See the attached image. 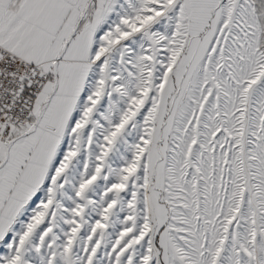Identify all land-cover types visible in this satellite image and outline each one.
Wrapping results in <instances>:
<instances>
[{
	"label": "snow or ice",
	"instance_id": "6c2138e0",
	"mask_svg": "<svg viewBox=\"0 0 264 264\" xmlns=\"http://www.w3.org/2000/svg\"><path fill=\"white\" fill-rule=\"evenodd\" d=\"M0 264H264V0H0Z\"/></svg>",
	"mask_w": 264,
	"mask_h": 264
}]
</instances>
